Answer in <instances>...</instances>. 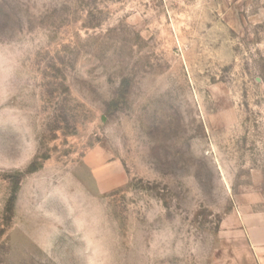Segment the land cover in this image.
Here are the masks:
<instances>
[{"label": "rangeland", "instance_id": "obj_1", "mask_svg": "<svg viewBox=\"0 0 264 264\" xmlns=\"http://www.w3.org/2000/svg\"><path fill=\"white\" fill-rule=\"evenodd\" d=\"M264 0H0V264H255Z\"/></svg>", "mask_w": 264, "mask_h": 264}, {"label": "crops", "instance_id": "obj_2", "mask_svg": "<svg viewBox=\"0 0 264 264\" xmlns=\"http://www.w3.org/2000/svg\"><path fill=\"white\" fill-rule=\"evenodd\" d=\"M229 222L228 236H232L235 243L243 242L241 258L250 260V263L264 264V207L248 212L242 221L233 219Z\"/></svg>", "mask_w": 264, "mask_h": 264}]
</instances>
